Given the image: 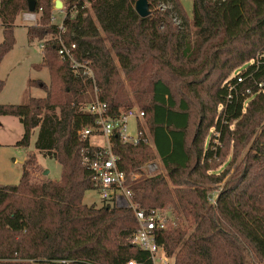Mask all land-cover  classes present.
I'll return each mask as SVG.
<instances>
[{
  "label": "trees",
  "instance_id": "16d2710c",
  "mask_svg": "<svg viewBox=\"0 0 264 264\" xmlns=\"http://www.w3.org/2000/svg\"><path fill=\"white\" fill-rule=\"evenodd\" d=\"M30 1L0 0V64ZM34 1L39 23L27 36L44 47L39 67L51 84L30 81L46 97L0 105V117L20 120L19 147L28 148L38 130L36 150L62 175L33 184V158L19 184L0 186V264H152L128 241L138 228L131 209L84 202L96 190L84 155L97 148L81 132L97 117L81 105L96 89L111 117L136 106L145 113L152 144L114 136L112 151L122 171L141 174L129 185L134 202L170 212L157 242L175 264H264V0H193L192 20L180 0H148L147 18L137 14L138 0H61L63 30L52 23L55 0ZM60 39L75 46L74 59L88 64L93 80L60 57ZM212 129L220 136L208 140ZM156 157L166 174L144 177L140 168ZM214 185L221 186L215 200Z\"/></svg>",
  "mask_w": 264,
  "mask_h": 264
},
{
  "label": "rangeland",
  "instance_id": "374dc122",
  "mask_svg": "<svg viewBox=\"0 0 264 264\" xmlns=\"http://www.w3.org/2000/svg\"><path fill=\"white\" fill-rule=\"evenodd\" d=\"M56 1V0H55ZM54 1V3H55ZM189 19L193 18V0H180ZM89 5L87 4L86 7ZM28 13V12H27ZM26 13L20 14L18 17L19 28H15V46L12 51H10L3 59L0 64V80L4 82L3 91L0 93V105H22L26 104L30 98H44L46 97V92L37 87H31L30 81H39V83L45 84L47 87L51 84L50 74L48 69L40 68L43 61L42 55V44L38 41L31 43L28 39L27 32L28 28L31 26H36L39 23V19L36 22H31L26 20ZM66 17L65 6L62 10H58L54 6V18L53 24L61 25ZM177 23L180 24L181 21L176 19ZM17 23V20H16ZM27 29V30H26ZM192 40L196 39V30L193 28L192 23L190 29L188 30ZM4 33L0 28V44L3 42ZM244 68V67H243ZM233 76V74L231 75ZM123 79H125L123 77ZM95 98V92L90 90L87 94V99L81 105L82 109L86 111V106L93 101ZM250 101V100H249ZM249 101L245 107L248 106ZM137 109H139L136 106ZM222 106L219 108L218 112H222ZM87 112V111H86ZM2 126H0V186L17 185L19 184L23 167L28 163L29 159H35L34 167L30 168L31 182L33 184H42V179H50L52 181H60L62 175L61 165L55 160L48 157H44L35 148V143L38 136V130L32 136L31 144L28 148L19 147L18 143L23 137L24 129L21 122L16 117H2ZM139 127V123L131 119L129 122V132L134 135L136 128ZM142 128V127H139ZM215 130L210 131L211 139L214 136ZM208 142V141H207ZM217 144V141H214ZM90 143L92 146L96 147H107L108 142L105 138L93 135L90 137ZM232 153L227 155L226 162L231 160ZM28 160V161H27ZM158 164V166L155 165ZM154 165V170L150 171L149 166ZM29 169V166L27 165ZM221 167L220 170H223ZM140 170L144 177H153L159 174H166L165 169L159 158L156 157L153 161L144 164ZM48 172L49 175H44ZM141 175V174H140ZM142 176V177H143ZM214 192L211 195L216 199L218 193L221 190L220 185H214ZM85 203L87 205L96 204L99 208L106 204L100 199L97 191H88L85 195ZM125 206L123 202L120 204ZM119 207V208H123ZM168 211V210H166Z\"/></svg>",
  "mask_w": 264,
  "mask_h": 264
},
{
  "label": "built area",
  "instance_id": "2783aa9c",
  "mask_svg": "<svg viewBox=\"0 0 264 264\" xmlns=\"http://www.w3.org/2000/svg\"><path fill=\"white\" fill-rule=\"evenodd\" d=\"M85 4L87 6V3ZM39 17L40 14L38 13L28 12L24 18L28 21L36 22ZM54 21L55 18L53 16L52 23ZM58 26L63 30V22ZM60 43L62 44V48L59 51V55L63 60H67L72 64L75 74L79 75L80 69H83L84 76L93 80L94 74L88 64L81 65L74 59L72 50L75 49V46L69 49L63 44L61 39ZM237 82V85L244 84L245 78L239 75ZM235 89V86H230L231 92ZM258 90L264 91V82L258 84ZM245 93L250 96L252 90L247 89ZM246 104L247 101L245 102V106ZM85 108L88 113L97 117V121L96 127L83 130L81 136L86 139L93 135H98L105 138L108 142L107 147L94 146L97 150L93 152L87 151L84 155V163L94 174L95 191L98 192L103 202H111L112 205L118 208L123 207L120 205L123 202L125 204L123 208H129L133 211L138 222L137 230L128 240L133 247L148 253L152 264H175V258L169 256L164 247L157 242L159 234L168 228L169 221L172 219L170 212L159 209L148 212L134 202V195L129 185L131 183H138L141 175L137 173L126 174L122 171L119 167L120 157L112 151V138L114 136H118L124 144L137 145L140 142L150 144V138L143 126L145 113L140 109L134 108L119 117H111L108 105L98 98L97 89L96 97ZM131 119L139 123V127H142L136 128L134 135L129 132V122ZM219 136V133L215 131L212 137L219 138ZM215 141H217V146H219L220 142L218 140ZM149 169L153 171L154 165H150ZM127 264H138V262L130 260Z\"/></svg>",
  "mask_w": 264,
  "mask_h": 264
},
{
  "label": "water",
  "instance_id": "95a60500",
  "mask_svg": "<svg viewBox=\"0 0 264 264\" xmlns=\"http://www.w3.org/2000/svg\"><path fill=\"white\" fill-rule=\"evenodd\" d=\"M63 7H64V4L61 0L55 1V8L56 9L62 10ZM135 10L141 18H147L151 15L150 3L148 0H138L136 5H135ZM35 11H36L35 1L31 0L30 4H29V12L35 13Z\"/></svg>",
  "mask_w": 264,
  "mask_h": 264
},
{
  "label": "crops",
  "instance_id": "0c3cea01",
  "mask_svg": "<svg viewBox=\"0 0 264 264\" xmlns=\"http://www.w3.org/2000/svg\"><path fill=\"white\" fill-rule=\"evenodd\" d=\"M20 17V16H19ZM19 17L17 18V25H18V19H19ZM16 25V26H17ZM18 28H19V26H17ZM16 27V28H17ZM0 28L2 29V27H1V23H0ZM3 30V29H2ZM27 30V29H26ZM3 120V118L2 117H0V126H2V121ZM22 125V124H21ZM23 126V125H22ZM143 126H144V128H145V130H146V132H147V134H148V136H149V138H150V144H152V140H151V137H150V134H149V131H148V128L146 127V124H145V121L143 122ZM24 129V128H23ZM28 161V160H27ZM161 161V160H160ZM162 163V162H161ZM155 165L156 166H158V164L157 163H155ZM25 169H27V162H26V164L24 165V167H23V171L25 170ZM44 175H49V173L48 172H45L44 173ZM48 181H52V180H50V179H47V180H44V179H42L41 181H39V182H41V183H45V182H48ZM84 202H85V199H84Z\"/></svg>",
  "mask_w": 264,
  "mask_h": 264
}]
</instances>
